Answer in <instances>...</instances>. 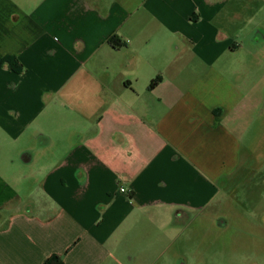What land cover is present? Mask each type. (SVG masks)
<instances>
[{"label":"crops","instance_id":"obj_1","mask_svg":"<svg viewBox=\"0 0 264 264\" xmlns=\"http://www.w3.org/2000/svg\"><path fill=\"white\" fill-rule=\"evenodd\" d=\"M263 102L264 0H0V264H175Z\"/></svg>","mask_w":264,"mask_h":264},{"label":"rangeland","instance_id":"obj_2","mask_svg":"<svg viewBox=\"0 0 264 264\" xmlns=\"http://www.w3.org/2000/svg\"><path fill=\"white\" fill-rule=\"evenodd\" d=\"M254 109L238 133L244 151L239 165L213 206L196 213L195 220L191 217L190 225L187 219L183 233L164 243L163 259L175 264H248L259 258L264 264V102Z\"/></svg>","mask_w":264,"mask_h":264},{"label":"trees","instance_id":"obj_3","mask_svg":"<svg viewBox=\"0 0 264 264\" xmlns=\"http://www.w3.org/2000/svg\"><path fill=\"white\" fill-rule=\"evenodd\" d=\"M111 43H113V45H117V39L116 38H112L111 39ZM4 62H9L10 63V66L18 73L19 70H20V65H19V61L13 57V56H8V57H5L3 59ZM159 79H155L152 81L151 85H150V88H153L155 87V85L158 83ZM62 263V260L60 259L59 256H54V257H51L50 259H48L46 261L45 264H61Z\"/></svg>","mask_w":264,"mask_h":264},{"label":"built area","instance_id":"obj_4","mask_svg":"<svg viewBox=\"0 0 264 264\" xmlns=\"http://www.w3.org/2000/svg\"><path fill=\"white\" fill-rule=\"evenodd\" d=\"M121 191H122V192H125V191H126V189H125V188H121Z\"/></svg>","mask_w":264,"mask_h":264}]
</instances>
